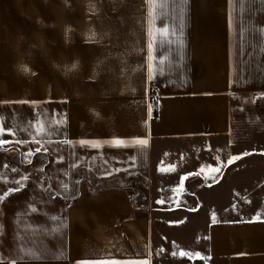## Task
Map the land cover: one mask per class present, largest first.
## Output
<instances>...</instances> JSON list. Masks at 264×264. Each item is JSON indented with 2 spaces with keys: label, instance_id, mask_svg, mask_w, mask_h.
Segmentation results:
<instances>
[{
  "label": "crops",
  "instance_id": "0c3cea01",
  "mask_svg": "<svg viewBox=\"0 0 264 264\" xmlns=\"http://www.w3.org/2000/svg\"><path fill=\"white\" fill-rule=\"evenodd\" d=\"M115 3L134 39L78 84L68 65L42 88L0 78V104L46 103L66 120L44 191L58 200L17 211L32 223L0 233V260L264 264V0H166L155 21L147 0Z\"/></svg>",
  "mask_w": 264,
  "mask_h": 264
},
{
  "label": "rangeland",
  "instance_id": "374dc122",
  "mask_svg": "<svg viewBox=\"0 0 264 264\" xmlns=\"http://www.w3.org/2000/svg\"><path fill=\"white\" fill-rule=\"evenodd\" d=\"M112 3L115 10L109 9ZM122 11L115 0H0V78L14 80L27 88H42L49 84V76L62 80L64 67L68 65L69 80L78 84L81 70L85 73L108 53H111L109 57L119 54L134 39L133 34L123 29L137 24L134 19L129 22L119 18L117 15ZM72 65L76 67L73 69ZM101 66L98 65L100 75ZM23 102L0 104V120L15 132L14 136L6 135L3 139L30 140L37 121L49 120L46 103ZM56 119L63 120V114L59 113ZM58 132L55 130V134ZM41 139L42 146L12 143L0 150V196L5 197L0 202V233L7 227V232H12L16 224L29 226L32 218L24 215L32 212L33 203L58 200V195L44 191L48 169L54 165L58 169L61 165L63 146L53 135ZM37 147H41L39 153L35 152ZM29 151L34 153L31 158L25 156ZM25 176L27 181H23ZM21 209L24 215L17 212Z\"/></svg>",
  "mask_w": 264,
  "mask_h": 264
},
{
  "label": "snow or ice",
  "instance_id": "6c2138e0",
  "mask_svg": "<svg viewBox=\"0 0 264 264\" xmlns=\"http://www.w3.org/2000/svg\"><path fill=\"white\" fill-rule=\"evenodd\" d=\"M147 2L152 5L150 12H151V16H152L153 21H155V19H156V7L163 6V4L166 2V0H147ZM156 34H157V36H160V37H169L170 36V32H169L167 27L157 28ZM167 42L170 43V39ZM160 62L162 63L163 60H161ZM154 63H155V59H154ZM75 67H76L75 65H72L73 69ZM20 103H24V102L21 101ZM63 123H66V120L62 121V120L56 119V120H48L47 122H45L43 120H39L34 125L35 134L32 136V138L30 140L25 139V140L10 141V140L3 139V137L6 135L7 136H14L15 132L8 130L4 124V121L0 120V150L4 149L7 145L12 144V143L20 144V145L35 143L37 145L42 146L43 141L41 138L42 137H48L52 134H55V130L57 128H59L61 126V124H63ZM49 125H51V127H49ZM29 126L32 127L31 123H29ZM61 143L64 145H68L70 142L67 140H63V141H61ZM102 143H105V142L80 140V141L75 142L74 146H91L94 148H98L101 146ZM108 143H111L112 145L117 146V147H128L129 146L128 142L122 141L120 139H116V140L110 141ZM147 143L148 142L146 139H138L135 141V144H138L140 146H146ZM10 151H15V149H11ZM40 151H41V147H37L35 149V152H37V153H39ZM33 155H34V153L32 151L25 153V156L27 158H31ZM247 155H249V153H244L241 156L233 155L227 161V164L230 166L235 161L240 160L243 158V156H247ZM217 160H219V158H217ZM28 162L31 163V159H29ZM4 166L7 167V165H4ZM210 167H211L212 172L217 173V174L221 173V166H214V167L210 166ZM13 171H16V169H13ZM202 172H204L203 167L199 169L198 173H192L189 175H199V173H202ZM187 178H188L187 176L183 177L181 183H183V180H186ZM212 179L215 182H219L217 177H215V176L212 177ZM27 180H28L27 176L23 177V181H27ZM23 181H16V183L21 184ZM64 187H65V190H67V185H65ZM11 191H16V189H13ZM4 199H5L4 196H0V202L4 201ZM158 203H163V201H158ZM33 211L35 212L36 209H33ZM0 227H2V226H0ZM180 255L182 257H184V256L191 257L193 254L181 252ZM195 255L197 257H199L200 254L196 253ZM0 264H3L2 260H0ZM12 264H16V262L13 261ZM81 264H118V262H116V261H82Z\"/></svg>",
  "mask_w": 264,
  "mask_h": 264
},
{
  "label": "built area",
  "instance_id": "2783aa9c",
  "mask_svg": "<svg viewBox=\"0 0 264 264\" xmlns=\"http://www.w3.org/2000/svg\"><path fill=\"white\" fill-rule=\"evenodd\" d=\"M154 98V97H153Z\"/></svg>",
  "mask_w": 264,
  "mask_h": 264
}]
</instances>
